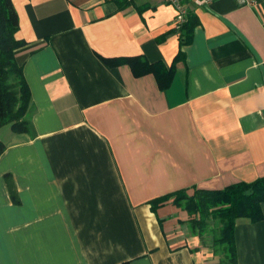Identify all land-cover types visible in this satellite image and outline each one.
Segmentation results:
<instances>
[{"label": "crops", "instance_id": "crops-1", "mask_svg": "<svg viewBox=\"0 0 264 264\" xmlns=\"http://www.w3.org/2000/svg\"><path fill=\"white\" fill-rule=\"evenodd\" d=\"M11 1L31 131L0 128V264H222L184 210L149 202L264 177V4L180 0L198 24L161 90L102 58L169 66L165 0ZM261 211L236 221L237 264H264Z\"/></svg>", "mask_w": 264, "mask_h": 264}, {"label": "trees", "instance_id": "trees-1", "mask_svg": "<svg viewBox=\"0 0 264 264\" xmlns=\"http://www.w3.org/2000/svg\"><path fill=\"white\" fill-rule=\"evenodd\" d=\"M113 1L118 9L131 3V0ZM197 24V17L188 12L177 30L180 49L169 66L160 60L150 62L140 55L103 57L102 60L108 65H129L135 77L151 73L159 89L166 90L173 78L174 63L183 59L182 47L191 43ZM17 30L18 17L12 1L0 0V128L9 125L13 132H30V90L23 75L22 63L16 56L26 46V42L16 38ZM3 151L4 144L0 141V155ZM5 181L12 200L17 202L10 176H5ZM168 201L188 214L190 231L202 242L212 223L215 232L211 237V246L222 255V264H237L235 224L238 219H247L252 223L263 219L261 204L264 202V177L250 183H235L221 190L194 189L191 196L186 190H179L151 200V211L155 212Z\"/></svg>", "mask_w": 264, "mask_h": 264}, {"label": "built area", "instance_id": "built-area-1", "mask_svg": "<svg viewBox=\"0 0 264 264\" xmlns=\"http://www.w3.org/2000/svg\"><path fill=\"white\" fill-rule=\"evenodd\" d=\"M167 3H170L176 9V15L174 19V28L179 29L180 25L184 22L186 16V10L182 7L180 0H165ZM203 5H209L212 0H194ZM237 3L241 6H248L255 8L259 4H264V0H236Z\"/></svg>", "mask_w": 264, "mask_h": 264}, {"label": "rangeland", "instance_id": "rangeland-1", "mask_svg": "<svg viewBox=\"0 0 264 264\" xmlns=\"http://www.w3.org/2000/svg\"><path fill=\"white\" fill-rule=\"evenodd\" d=\"M214 232L215 231H214L213 225H212V223H210V226L208 227V231L204 235L206 237V240L209 241L210 243H211V237L213 236ZM219 255H221V254H219Z\"/></svg>", "mask_w": 264, "mask_h": 264}]
</instances>
